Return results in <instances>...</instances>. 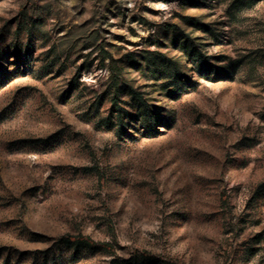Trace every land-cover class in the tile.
I'll use <instances>...</instances> for the list:
<instances>
[{
  "label": "rangeland",
  "instance_id": "1",
  "mask_svg": "<svg viewBox=\"0 0 264 264\" xmlns=\"http://www.w3.org/2000/svg\"><path fill=\"white\" fill-rule=\"evenodd\" d=\"M0 264H264V0H0Z\"/></svg>",
  "mask_w": 264,
  "mask_h": 264
},
{
  "label": "trees",
  "instance_id": "2",
  "mask_svg": "<svg viewBox=\"0 0 264 264\" xmlns=\"http://www.w3.org/2000/svg\"><path fill=\"white\" fill-rule=\"evenodd\" d=\"M196 24L200 25V23H196ZM187 48L188 47L186 46L185 47V50H187ZM195 56H196V58L198 60L200 59V55L198 53ZM67 241L72 242V243L73 242L82 243V244H86V245L92 246V247H103V248H107V245L106 244L96 243L95 241L91 240L90 238H88L86 236H70V237L67 238Z\"/></svg>",
  "mask_w": 264,
  "mask_h": 264
}]
</instances>
